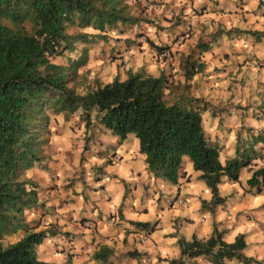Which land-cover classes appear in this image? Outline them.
I'll return each mask as SVG.
<instances>
[{"label": "clouds", "instance_id": "1", "mask_svg": "<svg viewBox=\"0 0 264 264\" xmlns=\"http://www.w3.org/2000/svg\"><path fill=\"white\" fill-rule=\"evenodd\" d=\"M69 6L0 17L29 143L0 179V264H264V0Z\"/></svg>", "mask_w": 264, "mask_h": 264}, {"label": "trees", "instance_id": "2", "mask_svg": "<svg viewBox=\"0 0 264 264\" xmlns=\"http://www.w3.org/2000/svg\"><path fill=\"white\" fill-rule=\"evenodd\" d=\"M11 2L12 0H0V17L5 14L4 8L8 7L10 9L9 14L15 17L27 15L28 10L34 8L42 11L46 19L56 18L61 12H70L71 7L69 5L77 4L79 0H67L66 5H62L61 0H56V3H49L46 5L39 4L37 0H33L31 4L29 3V0H15L14 4ZM80 11L82 13L84 12V6L82 4L80 5ZM2 51L3 49H0V52ZM33 51L34 50L32 49L25 48L22 42L9 41L8 56L10 61L17 56V53L27 59L33 54ZM31 87V85H28L29 89H31ZM21 91L22 89L15 85L5 90L3 84L0 83V96L3 97V99H0V179L6 178L11 172H13L19 164V161L23 160L28 155L29 151L28 142H25V144L22 145L24 148L23 152L19 151L17 146V140L26 132V129L20 127L17 123V121L24 115L22 109L26 103L21 100L18 95ZM133 111L134 109L131 105L122 106L121 110H119L120 114L117 117V120H123L125 122L130 119L133 121L138 120L139 117H133L131 115ZM154 115L155 114L148 112L145 114L144 119H152ZM179 119V115L172 117L171 122L167 126L169 128L175 127ZM159 120L160 117L157 115L154 123H159ZM156 131L157 135H159V130ZM3 188L7 189V191L0 189V194H2L0 195V198L8 201L17 200V197L11 192L10 180L8 184L3 186ZM11 264H17L15 258H13Z\"/></svg>", "mask_w": 264, "mask_h": 264}]
</instances>
